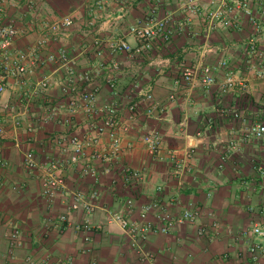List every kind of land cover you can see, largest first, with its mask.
Returning a JSON list of instances; mask_svg holds the SVG:
<instances>
[{"label":"crops","instance_id":"0c3cea01","mask_svg":"<svg viewBox=\"0 0 264 264\" xmlns=\"http://www.w3.org/2000/svg\"><path fill=\"white\" fill-rule=\"evenodd\" d=\"M250 2L252 18L237 14L233 28L216 31L207 29L206 11L214 7L209 0L196 2V15L187 9L189 0H4L0 4V24L13 23L19 30L11 46L14 53L32 52L46 25L55 19L74 20L67 35L50 43L41 58L64 48L77 70L91 72L97 109L112 103L118 106L122 140V153L110 164L92 158L108 149L110 140L106 135L75 163L71 146L56 143L57 138L96 135L89 128L91 116L83 107L73 115L69 112L60 86L65 69L45 63L32 74L7 79V90L0 97V128L4 131L1 148L8 162L7 167H0V264H29V258L41 261L46 257L52 264L250 263L249 242L257 240L248 238V234L264 218V138L244 140L242 130L244 123L258 120L264 103V78L249 68L245 49L248 40L256 36L264 53V0ZM98 3L103 8H98ZM151 15L171 17L177 30L171 42L157 41L150 51L136 58L112 54L110 43L115 40L136 47L138 42L129 28L144 25ZM96 40L103 44L101 56ZM224 60L229 62L228 70L245 83V91L238 87L228 94L221 93L219 84L228 71L220 65ZM114 63L120 70L115 72L112 87L106 80V68ZM184 64L195 69L212 68L217 83L206 86L199 77L190 87L181 79ZM45 79L51 85L37 91ZM141 91L153 95L152 112L148 113L143 104L131 119L129 101L139 99ZM172 93L175 99H170ZM52 109L58 113L56 121L48 118ZM223 109L241 112L242 119L222 116ZM67 117H71L70 126L62 122ZM102 119L97 116V120ZM153 130L162 136L160 157L156 159L151 158L142 140ZM190 149H194L189 160L191 172L175 176L169 155L176 152L182 158ZM28 152L38 163L35 170L25 165ZM227 152L229 159L221 167ZM53 160L59 161L58 172L67 187L49 200L42 181ZM89 160L95 177L83 171ZM259 165L262 171H258ZM126 167L139 171L144 180L127 179L122 173ZM159 187L163 189L160 193ZM94 191L99 198L93 201L92 214L81 208L70 213L69 222H60L59 217L68 212L76 192L88 200ZM129 199H134L138 207L131 214L126 208ZM156 199L169 204L175 214L193 204L201 210L203 224L219 223L218 234L198 238L196 226L190 223L177 225L169 234L153 233L145 249L155 255V260L141 261L111 216L122 213L137 220L139 207ZM85 221L94 226L88 243L73 227ZM11 226L23 234L13 257L7 241ZM225 255L227 260L223 259ZM261 262L264 264V256Z\"/></svg>","mask_w":264,"mask_h":264},{"label":"built area","instance_id":"2783aa9c","mask_svg":"<svg viewBox=\"0 0 264 264\" xmlns=\"http://www.w3.org/2000/svg\"><path fill=\"white\" fill-rule=\"evenodd\" d=\"M211 9H207V29L209 31H216L218 29H230L233 28L237 22V14H242L248 18H252L253 12L251 9L250 0H209ZM4 0H0L2 4ZM198 0H189L187 9L192 15L198 14L199 10L196 7ZM98 8H103L101 3H98ZM2 8L0 6V13ZM256 29L259 25L255 22ZM74 25V20L71 17L57 18L51 23L46 25V31L39 42L35 45L34 49L30 53L26 52H12L11 46L13 40L19 34L18 28L13 23L0 24V97L3 96L7 90V79L13 77L16 79L22 78L26 74H32L41 64H54L65 69L66 75L62 80L60 86L62 93L67 97V105L69 112L73 115L80 107H83L87 115L91 116L89 122V128L94 132L96 137H86L82 139L76 134H72L68 137L62 136L57 138L56 143L66 144L71 146L73 151V161L78 163L80 158L84 156L86 149L92 146L97 139L106 135L110 144L106 151L94 154L92 158H99L103 162L110 164L113 160L119 158L122 153V140L119 136L120 123L118 118V106L116 103H112L105 106L103 109H97V97L95 90L92 87V75L89 71H79L74 66L67 50L60 49L57 53L51 52L46 55L45 58H41L42 51L49 46L50 43L59 42L64 38L68 31ZM176 29L173 27L171 17L169 15L164 18H158L156 15H151L144 25L132 26L129 28V33L135 37L138 42L136 47H132L124 40H115L110 43V51L112 54L125 53L132 58L143 55L145 52L150 51L153 45L160 41L161 43L168 44L176 34ZM95 46L99 48L98 55H102V41L96 40ZM211 50V49H210ZM245 56L249 64V68L255 72L257 77L264 78V53L259 49L258 38L256 36L251 37L246 45ZM222 68L228 70L229 62L224 60L220 63ZM106 80L112 87L115 82V72L120 70V66L114 63L112 66L106 68ZM201 82L210 86L216 84V78L213 74L212 68L203 66L200 69H195L188 65H182L181 67V79L190 87H192L199 79ZM51 85L50 81L45 79L38 84V90H47ZM222 94H228L234 91L236 88L245 91L246 86L243 81L238 79L236 75L228 70L225 78L219 84ZM140 92L139 99L129 101L128 109L130 110L134 119L137 116L140 107L146 104L148 113L152 112L153 108V95L145 92ZM170 99H175V93H172ZM259 117L257 122L251 124H245L243 126V139L247 141L261 140L264 138V103H262L259 109ZM221 115H227L234 120L242 119L241 112L237 110H221ZM101 115L103 119L97 120V116ZM50 121H56L58 113L56 110H51L48 115ZM66 126L72 125L71 117L64 118L62 120ZM31 131V129H30ZM4 138V131L0 128V167L5 168L8 166V162L2 156L1 142ZM143 143L145 144L147 151L151 158L160 157V145L162 141L161 133L157 130L150 131L143 136ZM231 147L234 144L231 143ZM230 152V151H229ZM229 152L222 156L221 167L229 159ZM194 149H190L186 152L182 158L176 152L169 155L170 162L174 165V175L178 176L184 172H191L189 160L193 158ZM25 165L30 170H35L38 167V163L32 152H28L25 155ZM60 163L59 161H51L47 168V174L42 181V188L44 195L53 200L57 194L66 190V181L59 174ZM258 171H262L263 167L258 166ZM86 175L95 177V170L90 165V160L86 163L84 168ZM108 172L110 169L108 167ZM122 173L127 179L140 182L144 180V176L139 172L126 167L122 170ZM162 192V188L157 189ZM208 198L212 196V193H208ZM99 198V193L94 191L90 195V199H86L84 194L76 192L73 195V202L67 213L59 217L60 222H69L70 213L78 209L85 210L88 214H92L95 210L93 201ZM169 205V204H168ZM165 202H161L159 199L153 200L139 207V217L137 220H132L126 217L122 213H114L111 216V221L118 223L125 235L129 238L131 247L135 253L139 256L143 262H152L155 260V255L146 252L145 244L151 234H169L177 225L190 223L196 226V234L198 238H208L215 234H218L220 225L218 222L212 224H203L201 222L202 212L196 208L193 204H187L181 213L175 214ZM126 208L128 213L131 214L137 210V206L134 199L126 201ZM74 229L77 233H82L83 240L85 242L90 241V234L94 229V226L90 222L85 221L79 224H75ZM22 232L18 227L11 226L7 232V241L9 245L10 256H14V250L22 244ZM248 238L256 239L257 242L250 241L247 249L250 263L248 264H262L261 259L264 256V218L256 223L251 232L248 234ZM192 257V255H190ZM224 260L228 259V255L223 257ZM29 264H52L49 258H45L41 261H35L32 258L28 259ZM92 264H97L93 262Z\"/></svg>","mask_w":264,"mask_h":264}]
</instances>
